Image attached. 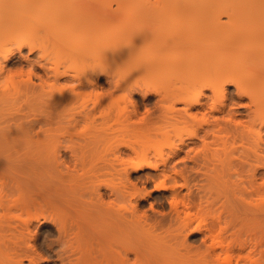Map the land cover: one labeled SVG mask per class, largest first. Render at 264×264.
I'll use <instances>...</instances> for the list:
<instances>
[{"label": "bare ground", "instance_id": "bare-ground-1", "mask_svg": "<svg viewBox=\"0 0 264 264\" xmlns=\"http://www.w3.org/2000/svg\"><path fill=\"white\" fill-rule=\"evenodd\" d=\"M31 27L33 28V30ZM29 29L31 30V33L29 32ZM10 40L15 50L12 48H7L6 43L9 42L10 44ZM12 45H10V47ZM23 47L24 48L27 47L29 54L35 52V54L38 57L34 58L33 60L28 56V54L27 55L22 54L21 50L23 49ZM12 51H14L15 53L17 51L19 57L25 63H28V66L31 67L29 69L30 76L33 75L36 81L38 82L37 83L35 81H31L30 76L28 75V79H29L28 84H30L29 85L30 90L28 91L31 92H28L29 94L27 95L25 89L26 94L24 93L23 94L26 95L25 97L27 99H25L24 101L30 102L29 100H32V96L33 98L34 96L37 95L39 96L38 93L39 91L34 92L37 94L36 95L33 93L34 91L33 89H35L36 86L42 87V84L46 82L48 84L47 86L49 92L52 93V96L54 97L53 99L55 100L56 99L62 100V98L70 99V97H68L69 92H66L64 88L65 82L67 85L65 86L67 88L69 87L68 89L72 93L78 90V88L80 89L82 88L81 89L82 91L84 90V92L82 93L83 96L81 102L77 100L76 101L83 105H87V103L90 105L92 104V106L90 108L91 109L90 111L84 108L87 113L86 116H85V110L82 111L83 108L81 107L82 109L80 108V114L83 112V116L85 119L87 118V120L90 117V119L88 120L90 122L91 120H94L96 117L102 119L104 121L103 123L106 122L105 128L103 129H106L108 124L109 130L106 129L105 132L109 131L112 134H114V137L112 138L109 137L111 139L109 143L106 141V140L109 141V138L103 136V134H100L98 132L96 134L93 132L92 136L95 138H91L90 136L89 140L94 141L95 143L97 139L100 141L103 137V139H105L104 142L106 141L105 143H107L105 147L108 145L109 148L112 149V151L113 149H118V148L119 150L121 148L122 149L128 148L129 150L132 151V153H134V155L132 154L133 155V157H131L132 159L130 158V156H128L130 158L129 162L124 161V164H121L123 165V168L121 169L122 172L123 171L125 172V170L127 169L130 171L132 170L134 172L138 170V168H142V167L154 168L156 166V168L158 169L157 166L159 164L163 165V168H165L164 165L166 164L168 165L169 163L170 164L176 163L175 164V168H176L177 163L180 162L184 165L183 166L184 168L186 167L189 161H192V165L193 163H196V165L194 164L195 166L197 165L200 166V162H198L200 160L194 161V159L196 158L199 159L198 158L199 154L200 156L203 155L202 156L203 160L200 157L203 163H205L202 166L206 165V170L208 169L209 172L203 171L204 167L202 169V166L200 168L202 169L201 170L202 172L200 171L199 168L196 171L197 173H199V175H201L200 180L203 181V179L205 178L204 183L207 185L209 184L208 185L210 188L209 190L212 192L213 195L211 194V192L208 193V198L211 201H207L208 198H203L205 199L204 200L205 202L203 200L201 202H203L204 204L206 203V205H209L213 203L218 197H221L222 199L220 200H222V202L219 199H217L218 201L214 202L213 205L211 204V206H215L218 204L217 206L221 208L220 210L217 208V210L222 212L223 209L222 213H224L226 209L227 213L224 214L231 215V216L227 215L229 220H227V218L226 220L228 222L224 220L225 223L223 224L225 226H221L220 223V225H218L219 229L217 230L214 229V227L213 228L210 227L212 228L210 229L208 226H212V225L206 224L205 223L206 219L202 218L203 216L200 214L201 212L200 210L203 209V207L201 209L200 208L197 209V211L199 210L198 211L199 213L198 212L193 213V211L191 210L193 206H190L192 203L190 204L188 202L189 200L188 201L186 200L187 202L186 203L184 202L185 204L182 202H181L182 204H180L178 201L175 200L177 198L174 197L175 196L174 194H176V192H174V194L170 192L172 194L171 196L174 195L173 196L174 199L170 203L175 213L174 214L175 217L173 218H175V221L181 232L185 231L184 229L186 230L189 229L190 230L189 232H192V230L196 231V229L198 231H200V229L206 230L207 227L208 232H206V234L207 233L208 234L206 235V238L208 245L207 243L205 244L207 246L206 248L211 252L210 259L208 258L209 260H207L206 258L207 255L206 256L203 255L204 253H202L203 256L201 255H200L201 257L198 256L199 258L197 260H196L197 255L193 257L188 256L189 258L187 259L177 258L178 259L177 260L175 258L178 255H176L175 253L176 256L171 257L172 254L174 255L173 250H170L172 253L170 251H169L170 253H167L165 251V248L162 247L163 244L162 245L159 244L158 239L160 238L158 237L160 236L157 237V235H154L155 238L153 239V237H151L153 235L150 234H153L154 232H149L147 229L150 226L145 228V226L141 224L140 226H143L147 231L145 229L143 230L147 233L149 232L148 233L150 235L149 240L151 237L153 239L151 240L155 241L156 243L154 250L152 252H151L152 248L150 246L152 243L151 244L149 243L150 245L148 244V242L151 241L144 243L149 248L146 245L145 247L144 244L142 243V246L146 248L145 251L149 252L148 255L151 254L150 256L147 257V259H149L148 260L149 262L147 264L151 262L152 257L154 260V264H263L261 263L263 259L261 258V256H258L259 253L257 254L256 257H253L256 255V253L253 252L252 249L255 248L257 243L260 244L262 242L261 238L264 236L263 234V230H264V0H0V75L2 74V72H4V70H7L4 62L8 60L9 56L14 54V52ZM66 54L67 56L69 54H71V56L72 54H74V56L77 55L79 59H73V60L75 62H78V60L80 61L74 64V66H72L73 64L64 66L63 64L64 60L63 58L61 59V56ZM85 56L87 57L89 56L88 59L90 58L89 60L91 61V63L87 64L85 62V60L87 59V57L86 59H84ZM69 58L71 61L72 58L70 57V55ZM73 60L72 62H74ZM35 66L41 69L42 74H39V72L38 74H36L35 71L36 69L32 70L35 68ZM33 71H35V73ZM98 72H105V73L108 72V74H110V77L112 75L116 89L119 88L117 90L120 92L122 91L120 94L117 95L115 93L114 95V97L116 96L115 98L113 96L109 97L110 100L102 98L104 99V103L102 102L103 100H99L98 96L100 94L97 95V93H95L96 91L95 92L91 90L89 91V88L94 89L93 88L94 86H91L93 85L92 79L94 77L91 79V76H94V74L97 75ZM43 76L46 78L45 80ZM28 79L26 78L24 81L26 80L28 81ZM63 80H65V82ZM62 82L64 83L62 84ZM17 83L19 84L18 81ZM70 83H72V85L68 86V84ZM16 84L13 80V85L11 84V87L13 86L12 90L15 91L16 94L13 93L12 90H11L12 92L11 95H8L10 92H8V94L6 95L5 92H7V90L0 91V117H2L1 115L3 114V112H7L5 111L6 110L5 108L7 107L5 108L3 107L4 105L3 102H5L4 100L6 96L8 97L10 96L11 98L13 94L15 95L19 94V92L17 91V89H19V85ZM140 84H143L149 88H153L154 90L156 89V91L157 90L160 91L161 92V93L159 92L161 96L160 99L162 100V102L165 103V105H163L164 103L160 102L161 100L159 101V107L161 104L163 106V107L161 106V108L158 109L162 113L158 112L157 115L159 116V118L157 117L158 118L156 119L157 121L155 120L156 123L159 121L158 122L159 124L157 123V125H155L153 124L155 123L153 121L152 123L149 124L146 123L143 125V122L137 120L140 122V124L142 123L144 127L141 126L142 127L141 128L139 126L135 128L134 126L135 128L134 129L132 128L131 124L133 123L136 124L137 122L130 121V119L132 118L131 113L132 114L134 113L133 115H135L136 112L128 111L129 109L126 106H129L128 103L131 100V99L129 100L130 97L128 92L129 88L133 85L140 86ZM230 87L233 88V90L230 89L232 91L229 90ZM87 88L88 90H85ZM73 89H75V91H73ZM80 89L78 90L77 94L82 92V91L80 92ZM22 91H24V88L22 89ZM30 93L32 96H30ZM72 93L70 94L71 96L73 95ZM77 94L74 96H77ZM80 95H78V97H80ZM29 96L31 99H29ZM69 99L66 100V102L69 101ZM72 99L73 98H71L69 102H71ZM7 101H9V99ZM120 101L124 103L123 106L119 104ZM34 102H36V100ZM75 102L73 103L75 104ZM116 103L118 104L116 105ZM71 108L73 109L75 108V106ZM57 109L59 110L58 106ZM5 117L2 118L6 119ZM91 117L93 119H91ZM14 119L16 120V117L9 120L10 122L13 120V122H11L12 124L10 123L6 124L5 120L3 123V120L0 119V167L7 166L9 168L10 167L12 168V170L10 168V171L9 169H7V167L2 168L4 169L3 171H6L7 173V174L4 173V176L5 174L9 176L8 175L9 173L7 171L10 172L9 177L11 182L8 183H10L11 186L9 184H8L9 186L8 185L5 186L11 187L10 189L16 190L13 191L14 194L17 193L16 196L12 195L13 197H10V193H9L10 198H8V194H7V196H5L7 197L6 200L1 198L3 204L5 203L4 204L5 206L3 204H2L3 206L1 205V209L2 207H4L6 211L3 209L4 212L3 211L1 212V214L3 213V215L0 214V218H3L4 221L7 220L8 223L12 217L14 218L18 217V220H20L21 222L18 221L17 219L16 220L17 222H20L21 226H19L20 228L19 231L17 228H15L16 230L14 229V231H18L17 235H15L17 232L15 234L13 233L10 234L11 230L10 232L9 230H7L8 231L7 232L6 229H4L5 226H2L1 224L3 220L0 219V264H39V258L41 257H38L37 251H35L34 248L35 245L32 243L34 245L33 246L32 244H30L31 242L29 241L30 239L33 238L31 237L32 234L30 235V232L31 230H33L32 229L33 227L32 228L29 227L31 224L30 223L31 219H33L34 221V218L35 219L38 218L40 214L37 217L36 215L34 216L33 214H29L27 207L29 206L28 204H31L32 201H34L33 200L34 198H31L33 197V195L31 194H33L32 190L34 188H36V190L39 189L37 190L38 192H36V195L37 193H40L41 195L44 196V198L49 192L51 193L52 187H53V192H56V188H57V192L55 194H59L58 191H61L59 190L61 185L59 186V188L56 187L57 185L53 186L56 183L54 182L53 184L54 177L52 176L53 175L52 167H54L52 166V163H54L52 161H55V156L54 157L52 156L54 151L52 150H54L55 147L57 146H55L54 149H51V152L50 151L46 152L48 144H50V141L56 142L57 139L51 140L53 138L52 136L51 138H48L49 135L44 134L47 137L42 136L41 138H39L38 140L36 139L35 141L31 139L34 141L31 142L30 138H28L31 137L28 134L29 130L27 131L24 122L23 123L20 122V117H19V123L17 122L18 118L16 120V123L14 122L15 121ZM50 119L52 120L53 118ZM23 120L24 119H22L21 121ZM79 122L80 120L78 121L77 124H79ZM56 124L54 123L55 127ZM61 125L58 126L61 127ZM87 125L90 126L89 124ZM46 126H47L45 128V130H47L46 133L47 132L50 133V131L48 130H53V129L50 128L48 125ZM60 127H56V128H59L60 130ZM56 128L54 130H56ZM86 129H88V127ZM40 130L42 131L44 130V128L42 129L41 127ZM55 133L59 134L57 130L55 131ZM91 134L92 132L90 133V135ZM106 134L109 133L106 132ZM92 139H96V140H92ZM237 139H239V141ZM53 142L52 145L55 143ZM193 146L195 147L198 146V147L193 148ZM191 149H193L194 152L193 154L195 156H191L193 155L191 153L192 152ZM238 150L239 151L241 150L242 152L239 153V155L238 154L236 155L235 152L238 153ZM182 153H184V156L181 155ZM109 154L111 155L112 153ZM196 154L198 156H196ZM112 157H115V154H113ZM108 158L111 157L108 156ZM152 159L154 161H152ZM120 160L122 161L123 159ZM120 160L118 162H121ZM204 160L206 162H204ZM190 164L191 162H189L188 165ZM121 165L118 166L119 169L120 167H122ZM192 165L189 166V169L187 168L188 169L187 173H192V172L193 174L195 173V171H193L195 169L192 168L194 166ZM208 165H210L212 171L209 170L210 167L208 168ZM167 168L169 169L170 166ZM237 168L239 169L245 168L247 170L246 171L244 169L246 171L245 178L246 177L249 178L248 176H250V179H248L249 184H245V185L246 186L249 185V187L247 186V188L248 189L250 188L251 193L252 191H254L253 192L254 194L250 193L252 196L246 195V191L248 189L246 188V186L243 185V182L246 180L245 178H244L245 180L243 178L241 179L244 181L241 180L237 181L232 179V177L242 175L241 171L239 172L240 175H238L237 170L239 169ZM173 170L175 173L172 174L171 172L172 170H171L170 171L171 174L177 175L176 174L178 173L176 171L177 169L173 168ZM163 171L165 172L166 170ZM182 173H180L179 175H181ZM184 174H182L181 178H184L183 177ZM158 175H162V174L159 173ZM165 175L166 174L164 173V176L162 177L166 178L167 176ZM179 175L176 176V178L179 177ZM191 175L192 174H189V176ZM192 176L191 178H194ZM164 178L160 179L159 183L157 182L156 188H160L162 190L166 189L167 187L171 189L177 188L175 187L177 184H175V186L173 182H172L173 185H171L170 183L167 184V181L169 182V180L168 179L165 180ZM186 178H184L183 180L185 181L189 180L188 178L186 180ZM257 180H259V182ZM202 181L201 184L203 183ZM2 182H4V178L2 179ZM240 182L242 183V185H240L241 184ZM98 183L101 182L98 181ZM120 183L119 185H122ZM0 185H1L0 188H2V186L3 188L5 187L4 184L2 183H0ZM32 186L33 188H30ZM128 187L129 186L123 184L122 188L113 187L112 190L110 189L109 193H111L112 195V198L110 197L111 198L110 202L112 204L110 203L108 205H105L108 202L107 203L104 202L105 204L103 203L105 199H103L104 197L102 196V194L97 193V197H99L98 198L99 201H97L98 200L96 199L97 197H95L94 200L95 202L97 201L98 203L94 205L95 209L96 206L98 205L96 209L97 211L95 209L93 210L94 212L90 210L92 211L91 214L94 213L91 215L90 211H88L87 209L88 206L87 205L86 206L87 210H84V212L86 211L89 216L86 214V212L83 213V215H81L82 212L80 214H77L79 215V217L81 216V218L79 223H77L78 221L75 222L77 223L75 224L77 227L75 233H74L75 229H73V232L70 235L71 231L65 230L64 225L62 223L64 229H62L63 232L62 230L60 231L61 233V234L59 233L60 236L64 237L65 233L66 235L69 233L68 235L71 237L73 235L72 238L74 239L77 238L75 240L76 242H78V244H75L76 242L74 239H72L68 235L67 237L65 236V238L68 241H69L68 238H70V241L74 240V244L77 246L76 247L71 244L70 248L72 250L76 248L72 252L76 251L77 253H74L72 255V258L69 255L66 256V262L68 261L69 264H96L98 262V261L96 262V260L97 259L101 260L100 258H102L103 262L100 261L102 264H123V260L125 259L123 255L125 254L121 253L122 252L121 250H118L120 249L119 247L117 246L114 247V245H116L115 241L118 242L119 240V242L120 241L122 242V240L125 239V238L122 239V236L124 234L122 235V232L119 231L120 229L125 230L128 229L129 226L132 227L135 226H133L134 223H132L133 225L127 224L129 226L126 225L127 227L126 228L124 226L125 224H122V222L119 223V221L126 220L125 216L124 218L122 216L123 214L127 215L128 211L132 215L135 214L133 210L134 207L130 203L131 198L129 197H132V199H135L137 201L144 198V196H142L143 195L142 193L144 192L141 193L136 188H128ZM23 188L24 189L28 188V190H26L25 192L27 194L24 193L25 190ZM212 189L214 190V192ZM42 191L46 192L47 194L45 195L42 194L44 193ZM63 192L61 194H63ZM183 193L181 194L184 196ZM215 193L217 195L216 196L217 198L213 197L215 196ZM28 194L30 195V198L28 199L31 203L30 202L28 203L27 202L28 200L25 201V199H27L26 196ZM51 194L53 195L51 198L54 197L53 199H55L56 198L55 194L53 193ZM69 194L72 195V193ZM92 194H94V192ZM204 194L207 195L206 192ZM24 195H26L25 196L26 198L24 197ZM178 195L176 194V196ZM210 195H212V197H210ZM39 196L40 195H38V197ZM58 198H60V196L57 197L56 200H54L55 203H58L57 202ZM79 199L83 200L85 198L83 199L79 198ZM88 199L89 201H91L90 198ZM91 199L94 198H92L91 196ZM106 199L109 200V197ZM68 202L71 201L69 200ZM71 203L73 204V202ZM80 203L81 202H79V204ZM74 204L76 205L77 203ZM179 204L181 205V207H179ZM81 205L84 204H80V206ZM247 205L251 213L247 211L248 209L247 207H245ZM34 206L35 205H33V208ZM81 207L82 208L76 206L75 208H77L78 210L83 208L85 209L84 206ZM244 208L247 210H245ZM241 211L243 212L247 211L249 215L240 214ZM95 212L98 213V216ZM4 213L6 214L4 215ZM8 215L11 217L10 219ZM94 215H96L97 219L98 217H102L101 220L103 222L100 224V222L94 220L93 219V217H95ZM2 216H4L5 218ZM32 216L34 218H32ZM238 216L241 218L240 220H244L243 223L244 225L240 224L239 220L237 222L236 218L239 219ZM126 217H128V215ZM232 217H233L232 220H236V223H238L240 226L242 225L241 228L239 226L236 227L238 224L234 226L235 221L234 222L230 221ZM173 218H172V222L174 220ZM11 220L9 223H11ZM129 221H131V219L130 220L128 219V221H125L123 223ZM229 221L231 222V224L233 223L234 226L233 228H239L237 229L238 231L242 228L245 230L247 228L246 224L248 223L249 224V226L247 225L249 227L248 231L251 227L252 230L256 229L255 231H252V234L253 232L257 234V232H259L257 230L258 229L261 230L263 228V230H261V234H263V236L260 237L259 235L260 237L259 239L258 237L256 238L255 236L253 237L254 239L252 240L249 237V235H251L250 234L251 231L249 233L246 230L249 237L248 238L249 240L247 241L246 240L247 237H245L246 239L245 238L243 239L238 234L240 231L238 232L236 230L237 235L231 233L232 235L230 236L231 238H227L224 233L223 236L222 232L223 230L225 231L227 227H229L228 226V224L230 223ZM17 222L15 223L12 222V223L14 225ZM9 223L5 225H9L7 227L11 228L12 224ZM144 223L145 222H143V224ZM18 225L19 224H16L12 227ZM118 225H121L122 227L121 226L118 227ZM175 225L173 227L174 229H175ZM256 225H259L257 226L259 228H256ZM132 227L130 228V230L132 229ZM143 227H141V229ZM116 229L119 232H117ZM65 231H67L68 233ZM180 231L178 232L179 234ZM135 232L136 230L134 231V233ZM244 232L245 231H243V234ZM32 233L35 234L34 231H32ZM118 233L121 234L122 236L121 235L119 236ZM134 233H130L131 236ZM137 233H135L136 235H134L137 236V239H133L134 242L140 240V238L138 237H141V235L139 234L140 235L139 236ZM182 236L183 235H181V237ZM185 236L186 234L183 237ZM93 237L97 240L98 243L94 245V247H93V242L91 243V241L89 240ZM183 237L182 239H184ZM88 241H90V243H88ZM112 242H114L113 243L114 245H112ZM125 242L126 241H124V243ZM124 243L122 245H124ZM178 243L181 244V241ZM68 244H70V242ZM125 244H127L126 247L130 246V243H125ZM262 244H264V241ZM262 244L260 245L263 248L264 245ZM131 245H132L131 247L134 248L135 246L134 243ZM181 245H183V241ZM88 247L89 248L91 247L90 248L91 251ZM94 248H97L98 251H100L101 253L98 251L94 253L95 251V250L93 251ZM139 248L141 249V246ZM148 249L149 251H147ZM122 250L125 253V251L127 252L128 249L124 250L123 248ZM137 250L138 249H136V251L133 250L132 253L135 252V255L138 254ZM92 254H94L95 258ZM97 254H101L102 257L100 258L96 257ZM140 254H142V252ZM251 254H253V256ZM135 255L133 254V256ZM139 256H135V257H139ZM258 257H260L261 259H259ZM193 258H195V260ZM125 260L127 261L128 259Z\"/></svg>", "mask_w": 264, "mask_h": 264}, {"label": "rangeland", "instance_id": "rangeland-1", "mask_svg": "<svg viewBox=\"0 0 264 264\" xmlns=\"http://www.w3.org/2000/svg\"><path fill=\"white\" fill-rule=\"evenodd\" d=\"M32 27H33V25H32ZM31 27V28H32ZM32 30H33V28H32ZM29 32L31 33V30L29 29ZM32 33H33V31H32ZM34 36V35H33ZM32 36V37H33ZM6 45H7V48H12V49H14L15 50V48H14V46L12 45V42H11V40H10V44H9V42H7L6 43ZM6 45H5V47H6ZM10 45H12L11 47H10ZM22 52V54H24V55H27L28 54V56L31 58V59H33L34 60V58H37L38 56L35 54V52H32V53H28V50H27V47L26 48H24L23 47V49L21 50ZM12 52H14V51H12ZM34 53V54H33ZM12 54V53H11ZM69 55H70V57L72 58L71 59V61H70V58H69ZM68 56H67V54L66 55H62L61 56V59L63 58V64H64V66L65 65H72V66H74V64H76V63H78L80 60H78V62H75L73 59H79L78 58V56L77 55H75L74 56V54H72V56H71V54H69ZM12 56V57H11ZM11 56H9V58H8V60L6 61V62H4L5 63V65H6V68H7V70H4V72H2V74L0 75V76H2L3 75V73H4V75L2 76V77H0L1 79H0V81H4V80H6V79H8L9 77L11 78H13V80H14V82H15V84L17 83V81L19 82V84L17 83L16 85H19V89H17V87H16V89H17V91L19 92V94L18 95H15L16 93H15V91H13L12 89V87L10 86L8 89H7V92H5L6 93V95L8 94V92H10L8 95H11V93L13 92V93H15V94H13L12 96H11V98H10V96L8 97V96H6V98H5V102H3V107L5 108V107H7V108H5L6 110L5 111H7V112H3V114L1 115L2 117H5L6 119H7V121H6V119H4V118H2V117H0V119H2L3 120V123H4V120H5V123L6 124H8V123H10V124H12L11 122H13V120L10 122L9 120L10 119H13V118H15L16 117V120H17V118H18V123H19V117H20V122H24V124H25V127H26V129H27V131H28V134L32 137H28V135H27V137L28 138H30V141L31 142H34L36 139L38 140L39 138H41L42 136H45V137H47L46 135H49L48 136V138H51V136L53 137L51 140H55V139H57L56 140V142L54 143L53 141V145H52V142L50 141V144H48V147H47V150H46V152H48V151H50L51 152V149H54V147L55 146H57V147H55V149L54 150H52V151H54V153L52 154V156L54 157L55 156V161H52V162H54V163H52V166H54V167H52V172H53V184H54V182L56 183V184H54L53 186H56V187H58L59 188V186H60V188H59V190H61V191H58L59 192V194H55L56 192H57V188H56V192H53V187H52V190H51V193H53V194H55V197L57 198V197H59L60 196V198H58V199H60V200H58L57 199V202L58 203H55V201L54 200H56V198L55 199H53V198H51L53 195L49 192L48 194L46 193V192H44V191H42V192H44V193H42V194H47V195H49V196H47L46 195V197L44 198V196L43 195H41L40 193H37V195H36V192H38L37 190H39V189H37L36 190V188H34L32 191H33V194H31V195H33V197H31V198H34L33 200L34 201H32V203L29 201V199L28 198H30V193L32 192H30L28 195H29V197H28V195L26 196V195H24V197L26 196L27 197V199H25V201H27L28 203L30 202L31 204H28L26 207H27V209H28V211H29V214H33L34 216L36 215V217L39 215V217L38 218H34L33 216H32V218H34V221H33V219H31V221H30V227L29 228H32L33 230H31V232H30V235L32 234V236L31 237H33L32 239H30L29 241L31 242L30 244H32L33 246H34V248H35V251H37V254H38V257H41V258H39V264H69L68 263V261L66 262V256H70L71 258H72V255L74 254V253H77L76 251H74V252H72L73 250H75V249H71L70 247H71V244L72 245H74V246H76L75 244H78V242H76V240L75 239H77V238H72L73 237V235H72V237L71 236H69L68 234V230H70L69 232H70V235L72 234V232H73V229H75L74 230V233L76 232V229H77V227H76V225L75 224H77V223H79V221H80V218H81V216L79 217V215H77V214H80L81 212V215H83V213H85L84 212V210H87L88 209V211H90V210H94L95 209V207H94V205H96V204H98L97 203V201H99V197H97V193H101L102 194V196L104 197L103 199H105L104 201H103V203L105 202V203H107V204H105V205H108V204H110L111 202V198H112V195H111V193H109L110 192V189L112 190L113 189V187H119V188H122V185L124 184V185H127V186H129L128 188H136L138 191H140L141 193L142 192H144L145 193V191H146V193H147V195H146V193L144 194V193H142L143 195L142 196H144V198L143 199H140V200H135V199H132V197H129V198H131V201H130V203H131V205L134 207V215H132L129 211L127 212L128 214V217H130V218H128V217H126L127 215H124L123 214V218H124V216H125V221H128V219L130 220L131 219V221H129V222H131V223H129V222H126V223H123V222H125L124 220L123 221H119V223L120 222H122V224H125L124 226L126 227V225L127 224H129V225H133L132 223H134V225L133 226H135V227H132V226H129V225H127V226H129L128 227V229H129V231H128V229H120L119 231L120 232H122V235L121 234H119V236L121 235L122 236V239L123 238H125V239H123L124 241H126L125 243H130V246H128V247H126V245L127 244H125L124 243V241L122 240V242L120 243L119 242V240H118V242L117 241H115V244L116 245H114L113 243L114 242H112V245H114V247L115 246H117V247H119L120 249H118V248H116V249H118V250H121L122 252L121 253H123V254H125V255H123V254H121V255H123L124 256V258L125 259H128L127 261L124 259L123 260V264H147L149 261V259H147V257L148 256H150V255H148V253L149 252H146L145 251V247L147 246L146 244H144V243H147L148 241H151V242H148V244L150 243H152L150 246H151V252L154 250V247H155V245H156V243H155V241H152L154 238H155V236L154 235H157V237L158 236H160V237H158V238H160V239H158V241H159V244H163V246L162 247H164L165 248V251L167 252V253H170L171 251L170 250H173V253H174V255L172 254L171 255V257L172 256H176V255H178V256H176V258L175 259H187V258H189L188 256H191V257H193V256H195V255H197V258H196V260L199 258V257H201V256H203V255H207L206 256V258H207V260H209L210 259V257H211V252L206 248L207 246H206V244L205 243H207V245H208V242H207V238H206V235L208 234H206V232H208L207 231V227H206V230L205 229H200V231H198L197 229H196V231H194V230H192V232H189L190 230L188 229V230H186V229H184L185 231H180V229H179V227H178V225H177V223H176V221H175V218H173V217H175V213H174V211H173V208H172V206H171V201H173V199H174V197H177L175 200L176 201H178L180 204H182V203H186L188 200V202L191 204L190 206H193V208L191 209L192 211H193V213H195V212H198L197 211V209L198 208H202L203 207V209H204V211H203V209H201L200 211V214L203 216H201L202 218H204V219H206L205 220V223L206 224H208V225H212V226H208L209 228L210 227H214V229H219L218 227V225H220V223H221V226H225L223 223H225V221L224 220H226V218H227V220H229L228 219V217H227V215L228 216H231L230 214H224V213H227L226 212V209H225V212L224 213H222L223 212V209H222V212H220L219 210H220V208L217 206V205H215V206H211V204L213 205L214 204V202H217L218 200L217 199H222L221 197H216L217 195H216V193H215V196H213V197H216L215 199V201L213 202V203H211V204H209V205H206V203L204 204L203 202H201L202 200L204 201L205 199H203V198H208V193H210L211 191L209 190L210 188H209V184L207 185V184H205L204 183V179H203V177H202V179H203V181L202 180H200L201 179V175H199V173H197V169L199 168H201V166L203 165V164H205V163H203V158H202V156L203 155H201L200 156V154H199V159H197L196 157V159H194V161L195 160H200V161H198V162H200V166L199 165H197V166H195L196 165V163H193V165H192V161H189V162H191V164L190 165H192V166H194V167H192L193 169H195V170H193V171H195V173L193 174V172L192 173H187L188 171V169H189V166L190 165H188L189 164V162H188V166L186 165V167H184L183 168V164L180 162V163H177V165H176V168H175V164L176 163H169L167 166L166 165H164V167L165 168H167V167H169L170 166V168H171V170H170V168L168 169H165V168H163V165H161V164H159L160 166H162V167H160L159 165L157 166L158 167V169L156 168V166L154 167V168H147V167H142V168H138V170H136V171H130V170H125V172L123 171L122 172V168H123V165H121V164H124V161H126V162H129L130 161V158L131 157H133V155H134V153H132V151L131 150H129L128 148H121L120 150H119V148L118 149H113V151H114V153H113V151H112V149L111 148H109V146L107 145L106 147H105V145L107 144V143H105L106 141L109 143L110 141H111V139L110 138H112V137H114V134H112L111 132H109V131H106L107 133H109V134H106V132H105V130L106 129H108V124H107V127H106V129H103V128H105V123H103L104 121L102 120V119H100V118H95L94 120H91V122L90 121H88L89 119H90V117H89V119L87 120V118L85 119L84 118V116H83V112L80 114V108L82 109V111L83 110H85V109H87L88 111H90L91 109V106H92V104L90 105V104H88L87 103V105H83V104H81V103H79V102H81V100H82V93L84 92V90L82 91L80 88H78V90L80 89V92L81 93H79V94H77L78 93V90H76L75 91V89H73V91H75L76 92V94H77V96H74V95H76L75 94V92L74 93H72V92H70L69 91V87L67 88L66 86V82H65V80H63L64 82H65V85H64V88H65V90H66V92H69L68 94L70 95L71 93L73 94L72 96L70 95H68V97H70V99L71 98H73L72 100H71V102H69L70 101V99H69V101H67L66 102V100H68V99H64V98H62V100L61 99H53L54 97L52 96V93L51 92H49V89H48V84H47V82L46 83H44V84H42V87L41 86H36L35 87V89H31L32 91H33V93L36 91V92H38L39 93V96L36 94V93H34V94H36L37 96H34V98H33V96L31 95V93H30V96H32V100H29L30 102H27V101H24L25 99H27L25 96L26 95H24V94H26L27 93V95L29 94L28 92H31V91H28V90H30L29 89V85L30 84H28L29 83V79H28V75L30 76V73H29V69L31 68V67H29L28 66V63H25L20 57H19V55H18V52L16 51V53L14 52V54H12ZM65 57V59H64V57ZM74 56V57H73ZM68 57V58H67ZM76 57V58H75ZM86 57L87 56H85L84 57V59H86ZM89 57V56H88ZM88 57H87V59H88ZM87 59L85 60V62L88 64V63H91V61L88 59V61H87ZM66 60V61H65ZM72 60L74 61V62H72ZM69 62H70V64H69ZM67 63V64H66ZM9 68V69H8ZM36 69V70H35ZM38 69V70H37ZM32 70H35L36 71V74H38V72H39V74H42V72H41V69H39V67L37 68V66H35V68L34 69H32ZM35 71H33L34 73H35ZM6 72V73H5ZM110 73V72H109ZM108 75V76H107ZM4 77V78H3ZM8 77V78H7ZM44 77V76H43ZM42 77V78H43ZM94 77V78H93ZM6 78V79H5ZM28 79V81L26 80V81H24L25 79ZM93 78V79H92ZM110 78V79H109ZM30 79H31V81H35V82H37L36 81V79H35V77L33 76V75H31L30 76ZM46 78L44 77V80H45ZM91 79L93 80V85H91V86H94L93 88L94 89H92V88H89V91L91 90V91H96L95 93H97V95L98 94H100L98 97H99V100H103L102 102L104 103V99H109L110 100V98L109 97H114V95H115V93H116V95L117 94H120L121 92L120 91H118L117 89H119V88H117L116 89V87H115V85H114V79H113V76L111 75V77H110V74H108V72L107 73H105V72H98V74L96 75V74H94V76H91ZM24 82H25V84H24ZM64 82H62V84L64 83ZM26 83H27V85H26ZM38 83V82H37ZM12 85H13V82H12ZM44 85V86H43ZM71 86L72 85V83H70V84H68V86ZM138 85H139V83H138ZM138 85H133V86H131L130 88H129V100H130V104L128 103V105L129 106H126V107H128V111H133V112H136L135 113V115H133L132 113H131V116H132V118L130 119V121H135V122H137L136 124H131V126H132V128H134V126H135V128H137V127H144L143 125L144 124H149V123H152L153 121L155 122V120L156 119H158L159 118V116L157 115L158 114V112L159 113H162L160 110H158V109H160L161 108V106H162V104L161 103H164V102H162V100L160 99V91H156V89L154 90L153 88H149V87H146L145 85H143V84H140V86H138ZM21 86V87H20ZM24 88V91H22V89ZM147 89H146V88ZM149 88V89H148ZM25 89H26V93H25ZM37 89V90H36ZM77 89V88H76ZM154 90V92H153V90ZM230 89H232L233 90V88H229V90ZM8 90H10V91H8ZM11 90H12V92H11ZM20 90V91H19ZM85 90H88V88L87 89H85ZM149 90H152V91H149ZM232 90H230V91H232ZM6 91V90H5ZM20 92H22V93H20ZM85 92H88V91H85ZM157 92V93H156ZM160 92V93H159ZM24 93V94H23ZM93 93V92H92ZM144 93V94H143ZM33 94V95H34ZM50 94H51V96H50ZM81 94V95H80ZM141 94V95H140ZM78 95H80V97H78ZM18 96V97H17ZM30 96H29V99H31L30 98ZM74 96V97H73ZM116 97V96H115ZM114 97V98H115ZM13 98H15V99H13ZM52 98V99H51ZM101 98V99H100ZM102 98H104V99H102ZM9 99V101H7ZM11 99V100H10ZM34 99V100H33ZM80 99V100H79ZM113 99V98H112ZM159 99V100H158ZM13 100H14V102H13ZM36 100V102H34ZM74 100V101H73ZM79 101V102H77V101ZM121 100V99H120ZM161 100V101H160ZM31 101H33V102H31ZM75 102V104L73 103V102ZM106 101V100H105ZM108 101V100H107ZM111 101H113V100H111ZM159 101L161 102L160 104V107H159ZM11 102H13V103H11ZM27 102V103H26ZM65 102V103H64ZM128 102V101H127ZM133 104H132V103ZM157 102V103H156ZM9 105H8V104ZM105 103H107V102H105ZM109 103V102H108ZM126 103V102H125ZM71 104V105H70ZM118 103H116V105H117ZM119 104L121 105V106H123L124 105V103L122 102V101H120L119 102ZM13 105V106H12ZM32 105V106H31ZM53 105V106H52ZM89 105V106H88ZM115 105V104H114ZM127 105V104H126ZM163 105H165V103L163 104ZM57 106L59 107V110L57 109ZM67 106V107H66ZM75 106V108H71V107H74ZM120 106V107H121ZM115 107V106H114ZM163 107V106H162ZM3 108V109H4ZM61 108V109H60ZM79 108V109H78ZM85 108V109H84ZM89 108V109H88ZM9 109V110H8ZM56 109V110H55ZM78 109V110H77ZM115 109V108H114ZM136 110V111H134V110ZM163 109V108H162ZM16 110H17V112H16ZM70 110H72V111H70ZM9 111V112H8ZM58 111V112H57ZM75 111V112H74ZM87 111V112H88ZM114 111V110H113ZM56 113V114H55ZM63 113V114H62ZM75 113V114H74ZM22 114V115H21ZM54 114V115H53ZM74 115V118H73V115ZM86 110H85V116H86ZM5 115V116H4ZM64 115V116H63ZM66 115V116H65ZM72 115V116H71ZM137 115V116H136ZM8 116V117H7ZM48 116V117H47ZM50 116H52V117H50ZM70 116V117H69ZM80 116V117H79ZM130 116V117H131ZM22 117V118H21ZM69 117V118H68ZM82 117V118H81ZM158 117V118H157ZM9 118V119H8ZM50 118H53L52 120L50 119ZM64 118V119H63ZM71 118V119H70ZM75 118H76V120H77V122H76V120H75ZM139 118V119H138ZM22 119H24L23 121H21ZM66 119V120H65ZM85 119V120H84ZM91 119H93L92 117H91ZM141 119H143V120H141ZM1 120V121H2ZM15 120V119H14ZM16 120L14 121L15 123H16ZM27 120V121H26ZM80 120V122H79V124H77L78 123V121ZM83 120V121H82ZM137 120H139L140 122H143V125H142V123L140 124V122L139 121H137ZM34 121H36V122H34ZM50 121H52V122H50ZM55 121H57V122H55ZM147 121H149V122H147ZM157 121V120H156ZM33 124H32V123ZM94 122V123H93ZM108 122H110V121H108ZM139 122V123H138ZM145 122V123H144ZM159 122V121H158ZM157 122V123H158ZM2 123V124H3ZM54 123L56 124H58V125H61V127L60 126H58L57 124H56V127H60V130H63V131H60L59 130V128H56L55 127V125H54ZM61 123V124H60ZM94 125H96V126H94ZM157 123L155 122V123H153V124H155V125H157ZM37 124V125H36ZM75 124V125H74ZM87 124H89L90 126H88ZM92 124V125H91ZM111 124H112V122H111ZM110 124V125H111ZM159 124V123H158ZM13 125H14V123H13ZM27 125V126H26ZM36 125V126H35ZM46 125H48L50 128H52L53 130L56 128V130H57V132L59 133V134H57V133H55V131L56 130H54V132H53V130H48V131H50V133L49 132H47L46 133V131L47 130H45V128L47 127ZM54 125V126H53ZM137 125V126H136ZM152 125V124H151ZM34 126V127H33ZM39 126V127H38ZM52 126V127H51ZM63 126V127H62ZM66 126V127H65ZM97 126H98V128H97ZM32 129H31V128ZM41 127H42V129L44 128V130H40L41 129ZM48 127V128H49ZM55 127V128H54ZM88 127V129H86V128ZM91 127V128H90ZM114 127V126H113ZM141 127V128H142ZM230 127H232V126H230ZM34 128H35V130H34ZM63 128V129H62ZM66 128V129H65ZM134 128V129H135ZM39 129V130H38ZM91 129H93V130H91ZM32 130V131H31ZM67 130V131H66ZM90 130V131H89ZM97 130V131H96ZM104 130V131H103ZM109 130V129H108ZM60 131V132H59ZM86 131H88L89 132V134H88V132H86ZM31 132V133H30ZM42 132V133H41ZM61 132H62V134H61ZM64 132V133H63ZM92 132V134L90 135V133ZM93 132L96 134L97 132L98 133H100V134H103V136H105V137H107V138H109V141L108 140H106L105 142H104V140L105 139H103V137H102V139L101 138H99V139H101V140H103V141H99L98 139L96 140V139H92V140H96L95 141V143H94V141H91V140H89L90 139V136H91V138H95V137H93L92 135H93ZM102 132V133H101ZM35 133V134H34ZM86 133V134H85ZM44 134H46V135H44ZM111 134V135H110ZM87 135H88V137H87ZM39 136V137H38ZM96 136V135H95ZM98 136V135H97ZM100 136V135H99ZM56 137V138H55ZM208 137V136H207ZM31 139H33V140H31ZM87 140V141H86ZM238 141H239V139H237ZM85 142H86V144H85ZM89 142V143H88ZM36 143V142H35ZM34 143V144H35ZM33 144V143H32ZM56 144V145H55ZM84 144V145H83ZM87 145V146H86ZM113 147V146H112ZM191 147H192V145H191ZM198 146H193V148H197ZM50 148V149H49ZM109 148V149H108ZM49 149V150H48ZM108 149V150H107ZM241 149V148H240ZM119 150V151H118ZM122 150V151H121ZM108 151V152H107ZM122 153H121V152ZM124 151V152H123ZM191 153L193 154L194 152H193V149H191ZM196 152V151H195ZM242 151L240 150H238V153L237 152H235L236 153V155L238 154L239 155V153H241ZM243 152H245V151H243ZM109 153H112L111 155L109 154ZM116 153H117V155H116ZM129 153V154H128ZM47 154V153H46ZM48 154H50V153H48ZM113 154H115V157H112V155ZM133 154V155H132ZM198 154V153H197ZM196 154V156H198ZM243 154V153H242ZM242 154H240V155H242ZM73 155V156H72ZM119 155V156H118ZM122 155V156H121ZM125 155H126V157H125ZM182 156H184V153H182L181 154ZM189 155H190V152H189ZM108 156L109 157H111V158H108ZM128 156H130V158L128 157ZM191 156H195L194 154L193 155H191ZM117 157V158H116ZM119 157V158H118ZM124 157V158H123ZM200 157L202 158V160L200 159ZM240 157H242V156H240ZM108 159H109V161H108ZM117 159V160H116ZM120 159H123L122 161L120 160ZM127 159V160H126ZM132 159V158H131ZM121 161V162H118V161ZM112 163H111V162ZM116 161V162H115ZM152 161H154L153 159H152ZM193 161V162H194ZM118 162V163H117ZM197 162V163H198ZM204 162H206L205 160H204ZM202 163V164H201ZM56 164V165H55ZM195 164V165H194ZM199 164V163H198ZM208 164V163H207ZM235 164V163H234ZM122 166V167H120V169H119V167L118 166ZM173 165V166H172ZM210 165H211V163H210ZM210 165H208V168L210 167ZM112 166V167H111ZM113 166H114V168H113ZM199 166V167H198ZM4 167H7V166H3V167H0V183H2V184H4V186L5 185H10L11 186V184L10 183H8V182H11V180H10V168L9 167H7V169H9V171H7L9 174V176H7L6 174V171H3L4 169H2V168H4ZM118 168V169H116V168ZM182 167V168H181ZM196 167V168H195ZM203 167H204V169H203ZM213 167V166H212ZM236 167V166H235ZM113 170H112V169ZM161 168H162V170H161ZM173 168L174 169H177L176 171L179 173V170H180V173H182V174H184V172H185V174L183 175V177L184 178H186L187 176V178L189 179V180H187V178H186V180L187 181H185V180H183L184 178H181L182 177V174L181 175H179L178 173H176L177 175H172L173 173H175L174 172V170H173ZM188 168V169H187ZM246 168V167H245ZM244 168V169H245ZM250 168V167H249ZM190 169H191V167H190ZM202 169H203V171H208V169L206 170V165L205 166H202ZM202 169H200V171L202 170ZM237 169H239V168H237ZM241 169V170H240ZM239 170H237L238 171V175H240V171L242 172L241 174L242 175H240V176H235V177H232V179H234V180H237V181H240L242 178L244 179L245 178V176H246V171L243 169V168H240ZM5 170H6V168H5ZM11 170H12V168H11ZM15 170V169H14ZM110 170V171H109ZM112 170V171H111ZM119 170V171H118ZM163 170H166L165 172L163 171ZM172 172V174H171V172ZM209 170H211V167H210V169ZM244 170V171H243ZM3 171V172H2ZM58 173H57V172ZM159 171H162V172H159ZM168 171H169V173H168ZM191 171H192V169H191ZM190 171V172H191ZM199 171V172H200ZM212 171V170H211ZM112 172V173H111ZM116 172V173H115ZM127 172H128V174H127ZM160 174H162V175H158L159 173ZM166 174L165 176H167L166 178H164V177H162V176H164V173ZM202 172V171H201ZM200 172V173H201ZM209 172V171H208ZM3 173V174H2ZM4 173H6L5 174V176H4ZM115 173V174H114ZM146 173V174H145ZM55 174V175H54ZM127 176H126V175ZM154 174V175H153ZM168 174V175H167ZM170 174V175H169ZM187 174V175H186ZM189 174H192V175H194V176H192V177H194V178H191V176H189ZM245 174V175H244ZM112 175V176H111ZM119 175V176H118ZM156 175V176H155ZM158 175V176H157ZM179 175V177H177L176 178V176H178ZM185 175H186V177H185ZM197 175V176H196ZM198 175H199V177H198ZM236 175V174H235ZM4 176V177H3ZM67 176H68V178H67ZM122 176V177H121ZM170 176V177H169ZM171 176H173V177H171ZM234 176V175H233ZM243 176V177H242ZM127 179H126V178ZM198 177V178H197ZM237 177H239V178H237ZM249 178H245L244 180H241V181H244L243 182V185L244 186H246L245 184H249V180L248 179H250V176H248ZM4 178V182H2V179ZM112 179V180H110V179ZM119 178V179H118ZM122 178V179H121ZM125 179V181H124V179ZM162 178H164L165 180L166 179H168L169 180V182L167 181V184L168 183H170L171 185H173V183H174V186H175V184H177L175 187H177V188H172V189H175V190H172L171 188H166V189H164V190H162V189H160V188H156V184H157V182L159 183V180L160 179H162ZM190 178H191V180H190ZM176 179V180H175ZM194 179V180H193ZM198 181H197V180ZM69 180V181H68ZM83 181V182H82ZM98 181L99 182H101V183H98ZM110 181H112V182H110ZM127 181V182H126ZM128 181H130V182H128ZM201 181L203 182L202 184H201ZM208 181V180H207ZM258 182H259V180H257ZM80 182V183H79ZM108 182V183H107ZM113 182H115V183H113ZM117 182V183H116ZM120 182H123V183H120ZM173 182V183H172ZM183 182V183H182ZM247 182V183H246ZM6 183V184H5ZM60 183V184H59ZM62 183V184H61ZM81 183H84V184H81ZM86 183V184H85ZM91 183V184H90ZM94 185H93V184ZM110 183V184H109ZM113 183V184H112ZM119 183L120 184H122V185H119ZM183 185H182V184ZM187 183H188V185H187ZM207 183V182H206ZM237 183H239V182H237ZM241 183V182H240ZM89 184H90V186H89ZM100 184V185H99ZM129 184V185H128ZM194 184V185H193ZM8 185V186H9ZM63 185V186H62ZM84 185V186H83ZM92 185V186H91ZM103 185V186H102ZM113 185V186H112ZM181 185H182V187H181ZM185 185H186V187H185ZM197 185H199V186H197ZM203 185V186H202ZM240 185H242V183L240 184ZM8 186H5L4 188H3V186H2V188H0V193H1V195H0V202L2 201V199H5L6 200V198L7 197H5V196H7V194H8V198H10V197H13L12 195H17V193H15L14 194V192L13 191H16V190H13V189H10L11 187H8ZM94 186H95V188H94ZM99 186V187H98ZM196 186V187H195ZM205 186H207V187H205ZM248 187H249V185H247ZM247 186H246V188H247ZM0 187H1V185H0ZM61 187H62V189H61ZM85 188V189H83V188ZM171 187V186H170ZM29 188V187H28ZM28 188L27 189H24L25 191H24V193L26 192V190H28ZM30 188H33V186L32 187H30ZM29 188V189H30ZM68 188V189H67ZM91 188V189H90ZM109 188V189H108ZM156 188V189H155ZM195 188H196V190H195ZM3 189V190H2ZM9 189V190H8ZM80 189V190H79ZM93 189V190H92ZM135 189V190H136ZM178 189V190H177ZM189 189V190H188ZM205 189V190H204ZM248 189V188H247ZM8 190V191H7ZM31 190V189H30ZM36 190V191H35ZM55 190V189H54ZM63 190H64V192H63ZM184 190V191H183ZM191 190V191H190ZM213 190V189H212ZM9 191H11V192H9ZM34 191H35V194H34ZM148 191V192H147ZM173 191V192H172ZM180 191V192H179ZM187 191V192H186ZM203 191H205L206 193H207V195L206 194H204L205 192H203ZM208 191V192H207ZM7 192V193H6ZM12 192H13V194H12ZM29 192V191H28ZM63 192V194H61ZM68 192V193H67ZM74 192H78L77 194L76 193H74ZM87 192V193H86ZM94 192V194H92ZM103 192H105V193H103ZM108 193V195H107V193ZM150 192V193H149ZM174 194V192H176V194L178 195V196H176V194H174L173 196H171L172 194ZM177 192H179V193H177ZM184 192V193H183ZM191 194H190V193ZM197 192V193H196ZM201 192V193H200ZM213 192H214V190H213ZM254 191H252V193H251V191H250V188L246 191V195L247 196H252L251 194H254L253 193ZM9 193H10V197H9ZM69 193H72V195L71 194H69ZM74 193V194H73ZM84 193V194H83ZM181 193H183L184 194V196L181 194ZM250 194V195H248V194ZM25 194H27V193H25ZM78 194H80V195H78ZM88 194V195H87ZM110 194V195H109ZM189 194V195H188ZM203 194V195H202ZM211 194H212V192H211ZM38 195H40L39 197H38ZM71 195V196H70ZM85 195V196H84ZM149 195V196H148ZM181 195H182V197H181ZM198 195V196H197ZM199 195H200V197H199ZM202 195V196H201ZM213 195V194H212ZM212 195H210V197H212ZM41 196H43V197H41ZM65 196V197H64ZM69 196V197H68ZM81 196V197H80ZM91 196H92V198H94V199H91ZM109 197V200L108 199H106V198H108ZM186 196H189V197H186ZM204 196V197H203ZM206 196V197H205ZM254 196V195H253ZM25 197V198H26ZM41 197V198H40ZM47 197H49V198H47ZM61 197H63V198H61ZM75 197V198H74ZM78 198V200H77V198ZM95 197H97L96 199H98L96 202L94 201L95 200ZM111 197V198H110ZM172 197V198H171ZM202 197V198H201ZM2 198V199H1ZM47 198V199H46ZM79 198H85V199H83V200H81V199H79ZM88 198H90V200L91 201H89V199ZM188 198V199H187ZM193 198V199H192ZM199 198V199H198ZM36 199V200H35ZM63 199V200H62ZM66 199H68V200H66ZM71 199H74V200H71ZM88 199V200H87ZM172 199V200H171ZM180 201H179V200ZM183 199V200H182ZM198 199V200H197ZM212 199V198H211ZM71 201V202H73V204L71 203V202H68V201ZM108 200V201H107ZM174 200V201H175ZM187 200V201H186ZM41 201V202H40ZM46 201V202H45ZM75 201V202H74ZM87 201V202H86ZM113 201V200H112ZM198 202V203H196V202ZM207 201H211L209 198H208V200ZM206 201V202H207ZM221 202H222V200H220ZM5 202V201H4ZM39 202V203H38ZM65 202V203H64ZM79 202H81L80 204H84V205H81V206H84L85 207V209L83 208V209H77V208H75L76 206H79L80 208H82L81 206H80V204H79ZM85 202V203H84ZM95 202V203H94ZM182 202V203H181ZM200 202V203H199ZM205 202V201H204ZM37 203V204H36ZM47 203H49V204H47ZM70 203V204H69ZM74 203H77V204H79V205H75ZM184 203V204H185ZM203 203V204H202ZM209 203V202H208ZM207 203V204H208ZM3 204V201L0 203V214H1V212L3 211V209L5 210V208L4 207H2V209H1V205ZM5 204V203H4ZM3 204V205H4ZM27 204V203H26ZM40 204V205H39ZM112 204V203H111ZM179 204V207H181V205ZM200 204V205H199ZM216 204V203H215ZM2 205V206H3ZM32 205V206H31ZM33 205H35L34 206V208H33ZM69 205H71V206H69ZM75 205V206H74ZM88 205V206H87ZM104 205V206H105ZM5 206V205H4ZM55 206V207H54ZM74 206V207H73ZM86 206H87V209H86ZM90 206V207H89ZM197 206V207H196ZM31 207V208H30ZM72 207V208H71ZM97 207H98V205L96 206V209H97ZM153 207V208H152ZM208 207V208H207ZM216 207V208H215ZM223 207V206H222ZM245 207H247V209L249 208L248 207V205L247 206H245ZM58 208V209H57ZM74 208V209H73ZM152 208V209H151ZM210 208V209H209ZM213 210H212V209ZM217 208L219 209V210H217ZM251 208V207H250ZM95 209V210H96ZM155 209V210H154ZM194 209V210H193ZM245 209V208H244ZM247 209H245V210H247ZM32 210V211H31ZM64 210V211H63ZM80 210H83V211H80ZM250 209H248L247 211H249ZM6 211V210H5ZM77 211V212H76ZM92 211H90V214H91V212ZM97 211V210H96ZM157 211V212H156ZM247 211H241V213L240 214H247V215H249L248 213H247ZM4 212V211H3ZM59 212V213H58ZM94 212V211H93ZM246 212V213H245ZM34 213H36V214H34ZM96 214H97V216H98V213L97 212H95ZM124 213V212H123ZM141 213V214H140ZM143 213V214H142ZM160 213V214H159ZM199 213V212H198ZM220 213V214H219ZM229 213V212H228ZM249 213H251L250 211H249ZM6 213H4V215H5ZM55 214V215H54ZM86 214L88 215V213L86 212ZM92 214H94V213H92ZM91 214V215H92ZM125 214H126V212H125ZM129 214H130V216H129ZM156 214V215H155ZM171 214V215H170ZM213 214V215H212ZM216 214V215H215ZM223 214V215H222ZM1 215H3V213L1 214ZM58 217H57V216ZM63 215V216H62ZM90 215V216H91ZM145 215V216H144ZM158 215V216H157ZM173 215V216H172ZM221 215V216H220ZM239 215V214H238ZM44 216V217H43ZM53 216V217H52ZM77 216V217H76ZM89 216V215H88ZM95 217H93V219L94 220H96L97 222H100V224L103 222L101 219H102V217H98V219L96 218V215H94ZM117 216V215H116ZM141 216V217H140ZM169 216V217H168ZM235 216V215H234ZM237 216V215H236ZM242 216V215H241ZM251 216H252V214H251ZM2 217H4V216H2ZM8 217H9V219L11 218L9 215H8ZM8 217H6V218H8ZM23 217V216H22ZM66 217V218H65ZM78 217H79V219H78ZM92 217V216H91ZM118 217H119V215H118ZM121 217V218H122ZM140 217V218H139ZM154 217V218H153ZM168 217V218H167ZM211 217V218H210ZM215 217V218H214ZM239 217V216H238ZM5 218V217H4ZM14 217H12L11 219H13ZM48 218V219H47ZM64 218V219H63ZM150 218V219H149ZM172 218L174 219L173 220V222H172ZM219 218V219H218ZM243 218V217H242ZM252 218V217H251ZM1 220H3V222H1V224H2V226H5V228L4 229H6V231L7 230H9V232H10V230H11V232H10V234L11 233H13V234H15L16 232V234L15 235H17L18 234V231H19V226H21V224H20V220H18V217L16 218H14L13 220H15V221H13V220H11V223H9L10 222V220H9V224H12L11 225V228H9V227H7V226H9V225H5V224H8L7 223V220L6 221H4V219L3 218H0ZM18 221H20V222H17V220ZM67 219V220H66ZM78 219V220H77ZM148 219V220H147ZM169 219V220H168ZM233 219V217L230 219V221L231 222H234L235 221V223H234V226L235 225H237L238 223H236V220H232ZM237 219V222H238V220H239V223L240 224H242V225H244L243 223H244V220H240L241 218L239 217V219L238 218H236ZM38 220V221H37ZM73 220V221H72ZM75 220V221H74ZM142 220H143V222H147L146 223V225H145V223L143 224V222H142ZM146 220V221H145ZM167 222H166V221ZM219 222H218V221ZM226 220V222H228ZM49 221V222H48ZM55 221V222H54ZM76 221H78L77 223H75ZM116 221H118V220H116ZM212 221V222H211ZM223 221V222H222ZM229 221V222H230ZM6 222V223H5ZM12 222H17L16 224H19L18 226H15V227H12V226H14V225H16V224H14L13 225V223ZM32 222H34V223H32ZM73 222V223H72ZM141 222V223H140ZM158 222V223H157ZM213 222H215V223H213ZM231 222L229 223V224H231ZM247 222H249V221H247ZM247 222H245V223H247ZM56 223V224H55ZM62 223H63V225H64V228H65V230H67V231H65V232H67L68 234V236L69 237H71L72 239H74L75 240V244H74V240L73 241H70V238H68L69 239V241L65 238V236L67 237V235H66V233H65V236L62 238L61 236H60V231L62 230V229H64L63 228V225H62ZM160 223V224H159ZM176 225H175V224ZM217 223H219V224H217ZM67 224V225H66ZM144 225L145 226V228H147L148 226H150V227H148L147 229H148V231L149 232H154L153 234H150V235H153V236H151V237H153V239L150 237V240H149V232L147 233V232H145L143 229H145L143 226H140V225ZM215 224V225H214ZM223 224V225H222ZM228 224V226L229 227H227L226 228V230L224 231L223 230V232H222V234L224 233L225 235H226V237L227 238H231L230 236H232L231 235V233H233L234 235H237V229H239V228H233L234 226H233V223L231 224V225H229ZM256 224V223H255ZM56 225V226H55ZM136 225H137V227H136ZM174 225H175V229L173 228L174 227ZM214 225V226H213ZM241 225V226H242ZM249 226V224L247 223L246 224V229L244 230L243 228V230L242 229H240L238 232V234H239V236H241L243 239L245 238V237H247V241L249 240L248 238L250 237V239H254L253 237H255L256 236V238L258 237V239L260 238V237H262L263 236V234H264V230H263V228L261 229V230H263V234H261V230L260 229H258L257 231H259V232H257V234L255 233V232H253V234H252V231H255V230H252V227L249 229V231H248V226ZM254 225V224H253ZM69 226V227H68ZM119 226H121V225H118V227ZM227 226V225H226ZM240 227L241 228V226L238 224L236 227ZM251 226V225H250ZM255 226V225H254ZM257 226H259V225H256V228H259V227H257ZM36 227V228H35ZM62 227V228H61ZM67 227V228H66ZM75 227V228H74ZM122 227V226H121ZM132 227V229L130 230V228ZM141 227H143L142 229H141ZM178 227V228H177ZM263 227V226H262ZM7 228H9V229H7ZM15 228H17L18 229V231H14V229ZM124 228V227H123ZM127 228V227H126ZM137 228V229H136ZM140 229V232H139V229ZM212 228H210V229H212ZM231 228H233V229H231ZM60 229V230H59ZM174 229V230H173ZM209 229V230H210ZM224 229V228H223ZM230 229V230H229ZM14 232H13V231ZM16 230V229H15ZM136 230V232L135 233H137V231H138V235L140 234L141 235V237H138V238H140V240H138V241H136V242H134V240L133 239H137V236H134V235H136L135 233H134V231ZM146 230V229H145ZM182 230V229H181ZM237 230V231H236ZM242 230V231H241ZM250 233V231H251V235H249V237H248V233H247V231ZM32 231H34L35 232V234L34 233H32ZM116 231H117V229H116ZM119 231H117V232H119ZM128 231V232H127ZM147 231V230H146ZM180 231V234L178 233ZM203 231V232H202ZM243 231H245L244 232V234H243ZM8 232V231H7ZM62 232H63V230H62ZM116 232V233H117ZM144 232V233H143ZM183 232H185V233H183ZM188 232V233H187ZM211 232H213V231H211ZM230 232V233H229ZM60 233V234H59ZM130 233H134V234H132V236H131V234ZM141 233H143V234H141ZM176 233V234H175ZM241 233V234H240ZM246 233V234H245ZM260 233V234H259ZM9 234V233H8ZM12 234V235H13ZM117 234V235H118ZM145 234H148V235H145ZM186 234V239H185V237H183L184 235ZM224 234H223V236H224ZM230 234V235H229ZM64 235V234H63ZM139 235V236H140ZM176 235V236H175ZM181 235H183L182 237L184 238V239H182V237H181ZM259 235H260V237H259ZM9 236V235H8ZM28 236V235H27ZM60 236V237H59ZM179 236H180V239H179ZM14 237V236H13ZM147 239H146V238ZM156 237V238H157ZM205 237V238H204ZM143 238H144V240H143ZM204 238V239H203ZM264 236L261 238L262 240V242L260 243V244H262L263 243V241H264ZM68 241V243L70 242V244H68L67 243V241ZM120 239V238H119ZM145 239H146V241H145ZM152 239V240H151ZM177 239V240H176ZM201 239V240H200ZM257 239V240H258ZM62 240V241H61ZM65 242H64V241ZM90 241H91V243L93 242V247H94V245H96V244H98L97 243V240L93 237V238H91V239H89ZM184 240H185V242H184ZM203 240V241H202ZM60 241V242H59ZM90 241H88V243H90ZM145 241V242H144ZM161 241V242H160ZM181 241V244H182V241H183V245H181L180 243H178V242H180ZM259 241V240H258ZM62 242V243H61ZM72 242V243H71ZM94 242H95V244H94ZM118 244H117V243ZM131 242H133L134 243V248L133 247H131L132 245L131 244H133V243H131ZM65 243V244H64ZM124 243V245H122ZM142 243L144 244V246H142ZM185 243V244H184ZM49 244H50V246H49ZM67 244H68V246H67ZM121 244V245H120ZM189 244V245H188ZM259 243H257V245L255 246V248H253V249H255V250H253L252 249V251L253 252H255L256 253V255L255 256H253V254H251L253 257H256L257 256V254H258V256H261V258L264 260V247L262 248L261 247V245H260ZM91 245V244H90ZM129 245V244H128ZM187 245H188V248H187ZM262 245H264V244H262ZM32 246V247H33ZM60 246H62V247H60ZM73 246V247H74ZM88 246H89V244H88ZM92 246V245H91ZM122 246V247H121ZM141 246V249L139 248ZM166 246V247H165ZM186 246V247H185ZM70 249V251L72 252H70L69 251V249ZM72 247V248H73ZM77 247V246H76ZM92 247V248H93ZM131 247V248H130ZM138 247V248H137ZM143 247V248H142ZM148 247V246H147ZM59 248V249H58ZM67 248V249H66ZM89 248V247H88ZM91 248V247H90ZM89 248V249H90ZM98 248V247H97ZM97 248H94L93 249V251H94V253H96V251H98V249ZM124 248V250H127V252L125 251V253L123 252V250L122 249ZM149 248V247H148ZM168 248V249H167ZM134 251H136V249H138L137 250V252H138V254H136L135 255V252H133L132 253V251L133 250ZM144 250V251H143ZM257 250V251H256ZM55 251V252H54ZM90 251H91V249H90ZM93 251H92V253H93ZM129 251H131V252H129ZM147 251H149V249L147 250ZM170 251V252H169ZM235 251V250H234ZM54 252V253H53ZM59 252V253H58ZM98 252H100V251H98ZM97 252V253H98ZM142 252V254H140ZM209 252V253H208ZM69 253V254H68ZM71 253V254H70ZM101 253V252H100ZM130 253V254H129ZM132 253V254H131ZM172 253V252H171ZM175 253H176V255H175ZM202 253H204L203 255H202ZM208 253V254H207ZM254 253V254H255ZM63 254V255H62ZM66 254V255H65ZM133 254L135 255V256H139V257H135V256H133ZM199 254V255H198ZM237 254V253H236ZM40 255H42V256H40ZM62 255V256H61ZM93 256H94V254H92ZM96 255V254H95ZM201 255V256H200ZM210 255V256H209ZM55 256H56V258H55ZM59 256H61V257H59ZM129 256V257H128ZM199 256V257H198ZM204 256V257H205ZM44 257V258H43ZM96 257H102V255L101 254H97V256ZM134 257V258H133ZM94 258H95V256H94ZM151 258V257H150ZM205 258V259H206ZM209 258V259H208ZM259 259H261L260 257H258ZM97 259V258H96ZM95 259V260H96ZM101 260H96V262L98 261L100 264H102L101 262H103L102 260V258H100ZM177 259V260H178ZM191 259V258H190ZM194 260H195V258H193ZM61 260V261H60ZM138 260V261H137ZM146 260H147V262H146ZM263 260L261 261V263H263L264 264V262H263ZM101 261V262H100ZM127 263H126V262ZM141 261V262H140ZM64 262V263H63ZM96 263V264H99V263ZM150 263H152V264H154V260H153V257L151 258V262ZM149 263V264H150Z\"/></svg>", "mask_w": 264, "mask_h": 264}, {"label": "clouds", "instance_id": "clouds-1", "mask_svg": "<svg viewBox=\"0 0 264 264\" xmlns=\"http://www.w3.org/2000/svg\"><path fill=\"white\" fill-rule=\"evenodd\" d=\"M13 82V78L9 77L7 80L0 81V91L7 90Z\"/></svg>", "mask_w": 264, "mask_h": 264}]
</instances>
